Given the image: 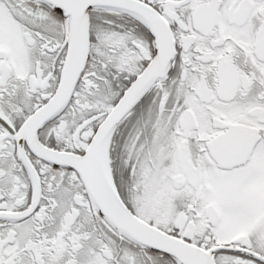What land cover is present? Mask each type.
<instances>
[{"label":"snow or ice","instance_id":"obj_1","mask_svg":"<svg viewBox=\"0 0 264 264\" xmlns=\"http://www.w3.org/2000/svg\"><path fill=\"white\" fill-rule=\"evenodd\" d=\"M0 264H264V0H0Z\"/></svg>","mask_w":264,"mask_h":264}]
</instances>
